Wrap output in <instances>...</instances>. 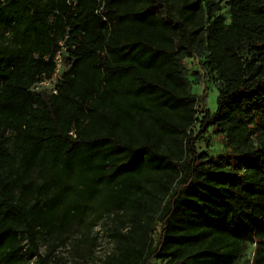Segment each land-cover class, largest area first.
I'll use <instances>...</instances> for the list:
<instances>
[{"label":"trees","instance_id":"1","mask_svg":"<svg viewBox=\"0 0 264 264\" xmlns=\"http://www.w3.org/2000/svg\"><path fill=\"white\" fill-rule=\"evenodd\" d=\"M228 6L0 0V264H52L40 240L96 202L130 217L103 264H264V0ZM61 43L57 94L33 92ZM194 57L218 83L201 116ZM211 129L224 155L197 150Z\"/></svg>","mask_w":264,"mask_h":264},{"label":"rangeland","instance_id":"2","mask_svg":"<svg viewBox=\"0 0 264 264\" xmlns=\"http://www.w3.org/2000/svg\"><path fill=\"white\" fill-rule=\"evenodd\" d=\"M229 0H216L220 3L221 10L218 14L225 17L226 24L230 22ZM201 59L194 57L184 62L190 80L191 92L199 99L206 95V100L199 106L200 116L205 109L214 111L217 107L218 83L214 75L205 73L199 66ZM195 73H198L196 75ZM194 133L197 136L199 126L196 125ZM225 138L222 134L211 129L208 133L197 140V150L207 152L211 157L225 154ZM130 217L126 214L105 213L99 202L89 208L87 214L80 222L75 223L70 229L52 233L49 237L40 240L42 254L49 255L52 264H103L104 261L116 252L115 227L126 231V225ZM161 225L157 223L154 229V242H158ZM256 245L244 246L242 256L237 264H255ZM25 261L24 264H33ZM152 264H161L153 260Z\"/></svg>","mask_w":264,"mask_h":264},{"label":"built area","instance_id":"3","mask_svg":"<svg viewBox=\"0 0 264 264\" xmlns=\"http://www.w3.org/2000/svg\"><path fill=\"white\" fill-rule=\"evenodd\" d=\"M61 50L57 52L55 57L56 69L54 74L50 78H43L37 81L33 87V92L47 91L53 94H57V85L62 81V52L65 50L64 44L61 43Z\"/></svg>","mask_w":264,"mask_h":264}]
</instances>
